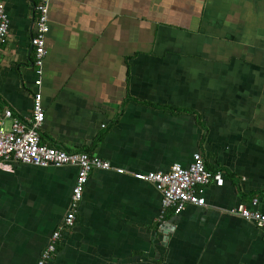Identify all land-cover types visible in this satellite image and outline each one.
<instances>
[{"label": "crops", "instance_id": "0c3cea01", "mask_svg": "<svg viewBox=\"0 0 264 264\" xmlns=\"http://www.w3.org/2000/svg\"><path fill=\"white\" fill-rule=\"evenodd\" d=\"M0 1V111L26 118L36 0ZM47 51L43 141L127 171L91 172L50 264H264V228L231 213L264 211V0H52ZM196 152L224 176L205 206L164 210L156 185L132 175L188 166ZM77 172L0 168V264H38Z\"/></svg>", "mask_w": 264, "mask_h": 264}, {"label": "built area", "instance_id": "2783aa9c", "mask_svg": "<svg viewBox=\"0 0 264 264\" xmlns=\"http://www.w3.org/2000/svg\"><path fill=\"white\" fill-rule=\"evenodd\" d=\"M52 0H36V22L31 38L34 50V67L36 72L35 86L32 94L33 105L31 115L26 118L16 116L6 107L0 111V168L12 171L16 162L36 166H75L78 170L72 189L67 213L56 230L49 236V243L43 250L38 264H50L58 251L64 231L73 229L77 221V212L84 197L86 184L94 169L116 171L125 174L127 171L114 166L109 160L86 151L71 152L62 147L45 143L41 128L46 113L41 99L44 64L47 51V34L50 31V6ZM10 19L3 1H0V53L9 38ZM5 119L11 120L8 128ZM138 180L154 183L162 193L163 209H173L175 214L181 213L189 204L205 206V187L215 182L223 185L222 172H213L206 167L204 156L200 152L193 155L188 166L175 163L166 171L132 172ZM252 205L257 206L259 199L254 198ZM232 214L264 228V211L258 207L250 208L239 204L231 209Z\"/></svg>", "mask_w": 264, "mask_h": 264}, {"label": "water", "instance_id": "95a60500", "mask_svg": "<svg viewBox=\"0 0 264 264\" xmlns=\"http://www.w3.org/2000/svg\"><path fill=\"white\" fill-rule=\"evenodd\" d=\"M171 227H172V226H168L167 224H165V225H164V228H165V229H164V232L169 233V232H170L169 230H171Z\"/></svg>", "mask_w": 264, "mask_h": 264}, {"label": "trees", "instance_id": "16d2710c", "mask_svg": "<svg viewBox=\"0 0 264 264\" xmlns=\"http://www.w3.org/2000/svg\"><path fill=\"white\" fill-rule=\"evenodd\" d=\"M55 146H57V147H60V146H58V145H55ZM69 151V150H68ZM206 167H207V165H206ZM209 169V168H208ZM212 171V170H211ZM213 172H216V171H213ZM218 172H219V170H218ZM174 211V210H173ZM171 215V213L168 215L167 214V216H170ZM59 246V245H58Z\"/></svg>", "mask_w": 264, "mask_h": 264}]
</instances>
